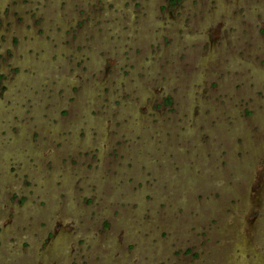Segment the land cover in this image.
I'll use <instances>...</instances> for the list:
<instances>
[{
    "label": "rangeland",
    "instance_id": "obj_1",
    "mask_svg": "<svg viewBox=\"0 0 264 264\" xmlns=\"http://www.w3.org/2000/svg\"><path fill=\"white\" fill-rule=\"evenodd\" d=\"M0 264H264V0H0Z\"/></svg>",
    "mask_w": 264,
    "mask_h": 264
}]
</instances>
